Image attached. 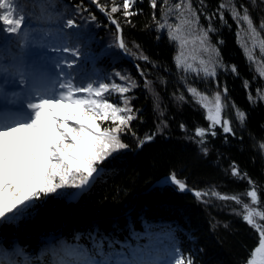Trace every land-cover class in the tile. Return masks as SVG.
Segmentation results:
<instances>
[{"label":"snow or ice","instance_id":"1","mask_svg":"<svg viewBox=\"0 0 264 264\" xmlns=\"http://www.w3.org/2000/svg\"><path fill=\"white\" fill-rule=\"evenodd\" d=\"M138 4L143 0H0V264H213L209 245L194 231L157 232L158 226L140 217L141 231L130 210L107 227L93 219L35 238L25 232L49 200L78 201L129 169L134 182L140 152L159 138L171 139L175 114L168 115L157 86L168 80L158 71L149 79L153 69L163 67L175 77L178 87L169 94L174 107L187 104L201 111L205 123L194 125L192 133L177 122L201 159L213 147L217 161L223 159L219 147L245 150L247 129L250 159L264 177V121L257 122L259 133L248 128V109L232 101L219 79L221 72L238 75V67L222 54L220 33L231 28V19L235 41L254 72L242 81L249 107L264 106V0H218L214 7L209 0H147L140 30L157 43L166 40L171 64L154 59L134 37L126 38L124 25L134 29L132 17L145 15ZM93 6L106 16L112 37L99 50L94 29L103 24ZM121 58L136 61L143 82L130 71L101 67L106 60L115 66ZM137 90L152 102L154 123L147 130L144 105L134 103L140 99ZM223 172L246 187L230 195L214 186L190 188L175 169L162 183L191 191L204 204L213 198L224 202L256 239L244 264H264V180L253 179L235 160ZM221 224L230 227L215 221L213 233Z\"/></svg>","mask_w":264,"mask_h":264},{"label":"trees","instance_id":"2","mask_svg":"<svg viewBox=\"0 0 264 264\" xmlns=\"http://www.w3.org/2000/svg\"><path fill=\"white\" fill-rule=\"evenodd\" d=\"M68 2L72 3L73 0H68ZM80 2L81 0H74L76 4ZM209 2L214 7L218 0H209ZM137 6L144 8L145 15L132 17L136 21V28L134 29L124 25L126 38L134 37L143 44L148 54L154 59L171 64V49L166 40L162 39L157 43L146 32L140 30L149 11L147 0H143V4ZM93 11L103 24V27L94 29V34L98 38L96 47L99 50V48L111 43L112 37L106 16L95 6H93ZM253 15L255 16L256 12H253ZM121 20H123L122 17ZM229 24L231 28L226 27L220 33V37L225 41L222 46V54L223 59L229 65L235 64L238 67V75L231 73L225 75L221 72L219 79L222 83L226 82L229 89L228 95L232 101L241 109H248L247 127L259 133L257 122L264 121V106L249 107L246 89L243 88L242 81L245 78L251 79L254 72L249 70L248 61L235 41L236 25L231 19H229ZM111 32H115L114 25ZM216 40L217 37L213 36V41ZM140 63L146 70L150 67L142 61ZM135 65L136 61L132 58H121L115 66H112L111 61L106 60L101 67L112 72L118 68L130 71L138 80L143 82V78ZM157 71L160 75L167 77L168 80L166 86L159 84L157 86L161 88L165 103L169 107L168 115L175 114V118L170 121L172 125L171 139L159 138L140 152L139 166L136 168L134 182L132 169H129L127 172H121L110 178L106 184L97 185L90 193L83 194V198L78 201L49 200L39 214L27 223L25 232L35 238L42 231L54 227L71 226L74 223L84 224L93 219L101 220L107 227L110 226L115 217L122 216L125 211L130 210L136 220L138 230L143 231L140 217L158 226L155 229L157 232L177 228L180 233L187 234L191 230L196 233L202 244L209 245L210 258L213 264H244L251 247L256 243V239L250 226L234 215L229 207L222 206L224 202L213 198L210 205L204 204L191 191L181 192L172 186L153 185L175 169L180 178L187 179L190 188L207 189L214 186L215 190L220 193L230 195L246 187L243 181L224 175L223 169L228 167L230 160H235L241 169H246L253 179L264 180V177L259 176V163L254 165L250 159L252 153L247 150L249 143L247 129L244 132L245 150L241 151L235 146L219 147V153L223 159L217 161V149L213 147L210 155L206 159H201L194 151L195 145L184 138L187 134L178 128L177 122H185L188 133H192L194 125L205 123L202 113L201 111H194L187 104L182 109L174 107L169 101V94L178 87L175 77L168 75L161 67L159 70L153 69L149 79H153ZM253 87H255V83H253ZM137 91L140 99L134 103L137 107L141 104L144 105L143 114L147 121L144 130H147L154 123L152 102L150 99L146 100L144 92ZM237 135H240L239 128H237ZM213 143L219 146L221 141L216 139ZM118 186L122 191L117 193L116 188ZM227 203L229 205L234 204L232 201ZM215 221L230 222V227L225 229L221 224L219 229L213 233L212 227Z\"/></svg>","mask_w":264,"mask_h":264},{"label":"water","instance_id":"3","mask_svg":"<svg viewBox=\"0 0 264 264\" xmlns=\"http://www.w3.org/2000/svg\"><path fill=\"white\" fill-rule=\"evenodd\" d=\"M167 177V176H166ZM165 179V177L164 178H162V181ZM67 202H70V201H67Z\"/></svg>","mask_w":264,"mask_h":264},{"label":"rangeland","instance_id":"4","mask_svg":"<svg viewBox=\"0 0 264 264\" xmlns=\"http://www.w3.org/2000/svg\"><path fill=\"white\" fill-rule=\"evenodd\" d=\"M201 87H203V86L201 85Z\"/></svg>","mask_w":264,"mask_h":264}]
</instances>
